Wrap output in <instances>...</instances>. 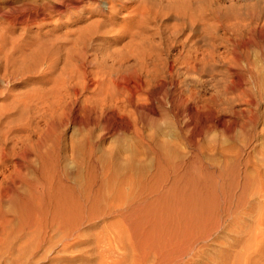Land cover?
I'll return each mask as SVG.
<instances>
[{"label": "rangeland", "instance_id": "rangeland-1", "mask_svg": "<svg viewBox=\"0 0 264 264\" xmlns=\"http://www.w3.org/2000/svg\"><path fill=\"white\" fill-rule=\"evenodd\" d=\"M25 1L55 0H0V264L173 259L170 238L137 242L133 230L152 219L137 223L127 207L153 199L145 186L176 175L187 185V174L211 183V198L230 194L233 207L177 261L264 264V0H183L187 14H207L194 30L160 15L169 0H129L115 17L93 10L89 21L107 25L91 38H75L87 16L9 27L1 15ZM43 172L51 190L75 196L93 180L104 193L97 213L83 211L73 231L52 220ZM28 197L38 220L23 226L14 199Z\"/></svg>", "mask_w": 264, "mask_h": 264}, {"label": "bare ground", "instance_id": "bare-ground-1", "mask_svg": "<svg viewBox=\"0 0 264 264\" xmlns=\"http://www.w3.org/2000/svg\"><path fill=\"white\" fill-rule=\"evenodd\" d=\"M139 1H142V0H139ZM149 1H151V0H148V3H149ZM159 1L162 3H163V1L168 2V0H159ZM169 1H170V3L165 4L166 10L163 12L161 10L162 13L161 12H160L161 14L159 13L161 16H166L168 18L174 17V19L181 21V23L184 24L185 26H187V27L190 26L189 27L190 30H194V26L196 25V23H204V20L206 19L207 14L204 11H202L201 9L199 12H197V14L195 16L194 12H193L194 14L190 13L191 11L189 12V14H187V9L184 7L185 2H183V0L179 1V2H178V0H169ZM129 2H130L129 0H55L52 3L41 2L38 4L34 1L33 2L25 1L24 3H21L20 6L19 5L17 7L12 6V8L9 7L10 9L8 11L7 10L5 11L8 14H6L4 12L5 13L4 16L1 15V17H5V21H6L5 23H7V25L9 27H13L16 24L23 25L24 27H26V26L29 27L28 26L29 23L34 22L33 24H35L36 21L43 22L44 25L45 24L47 25L48 22L51 21V19H50V17H52L51 15L54 13H56V15H59V17L64 16V17H67L69 19L74 17V19H76V20L84 19V17L87 16V18H85L86 21H84V25H82L80 27V29L77 30V32H79V36L77 35L78 37H75V38H86V36L91 38L96 33L97 34L103 33V31H101V28L107 22L106 17H102V19L99 18V19L94 20V21H92V20L89 21L90 17L93 16V10L105 9V7L107 6L106 11L108 10V12L113 17H115L116 13H114L112 11L114 10V11H117L118 13H121L122 11L126 10V7H127V5H129ZM153 3L155 4L154 1H153ZM154 4L152 7H155ZM158 4L159 3H156L155 5L157 6ZM181 4H184V5H181ZM150 5H152V3ZM185 6H187V5H185ZM91 7H93V8H91ZM149 7H151V6H149ZM86 8H87V10H89V12H86L83 14V11ZM135 9H137V8H135ZM139 9L140 8L138 7V11H139ZM147 9H149V8H147ZM152 11H153V9H152ZM158 11H155V14H157ZM135 12H136V10H135ZM140 12H142V10ZM14 13L18 14V15L14 16ZM130 14H132V13H130ZM152 14H154V13H152ZM30 25L32 26V24H30ZM203 25L205 26V24H202V27H204ZM35 27H36V25H35ZM177 29H178V27H177ZM24 30H25V28H24ZM174 31H176V30H174ZM190 32H192V31H190ZM40 53H41V51H40ZM23 55H25V54H23ZM33 55L35 56L36 54H33ZM37 56H39V55L37 54ZM23 64H25V63H23ZM193 65H191V66H193ZM23 66H25V65H23ZM17 69H19V68H17ZM23 110H24V108H23ZM40 154H42V153H40ZM44 160L45 159H43V161ZM42 175H43V178H40L41 177L40 174L38 175V176H40L39 178L42 179L41 180L42 181V184H41L42 192H43V194H45L47 196V199L49 202H52V201L55 202V208L53 211H51L52 220H58L59 224L61 226L63 225L65 227H68L70 229V231H73L77 228L76 227L77 222H78L77 220H80L78 217H80V218L82 217L83 211L86 214L87 219H88V217H91L95 213H97L96 212L98 210L97 206H99L101 201L103 200V198H104L103 194L104 193L102 194L99 189L97 191H96V189H94L93 185L95 183L92 184V181H93V180L91 181L92 178L90 179L91 183L89 182L88 184H86V187L83 191H79L80 195L78 194V196H75L76 189L70 188V187H64V186L59 187L58 183H55L56 185L58 184L57 185L58 187L56 186L57 189L55 190L56 187L54 186L55 187L54 190L53 189L51 190L50 189L51 183L49 186V182H48V180H50V182H51V179L47 178V176L44 172ZM177 176L178 175H176V177ZM183 176L185 177V175H183ZM183 176H181L178 179L175 177L176 180L174 179L175 181L173 180L174 182L171 183L170 185L165 184L164 185L165 187H161L163 184L162 182H155L154 186H152L151 188H148V189H146V186H145V188H144L145 190H143V192L144 193L149 192V194H150L149 196L153 199L152 200H141L140 204H138V205L133 204L134 205L133 207H132V205H129L127 207V209L130 208L132 210V212H134L133 217H134V219H136L137 223H141L142 221L152 219V222L146 231L140 232L138 230H133V233L137 239V242L138 241L139 242H141V241L148 242L149 240L153 239L154 244H152V245L154 246V245H158L159 243H162V241L160 242L161 238H163V237L170 238V244H168V246H169V248L174 250L172 252L173 253L172 257L173 256H175V257L173 259L171 257H169V258L163 257L162 262H160L159 264H181V262L183 261L182 257H185V256L187 257V255H189V254L192 255L193 252L196 251V248L198 247L199 244H201V243L205 244L207 242L208 238L210 236H212L211 234L214 233L215 231H217L219 228H221V226H223L222 224L226 221L225 216L228 215V212L230 211V209H232L231 207H233L232 206L233 201L231 200V195L228 193V191L230 192V188L228 191H226L227 194H229V195H224V198H220L221 200L217 196L214 198H211L207 195V192H208L207 185L212 186L211 183H207V185L202 184L200 182L202 180L200 177L197 178V176L194 177V176H191L190 174L188 177V174H187L186 178H189L187 180V185L183 184V186H182V184H181L182 182L180 183V181L183 179ZM109 180H107V181H109ZM184 181H183V183H186V181L185 182ZM205 181H207V180H205ZM102 183H100V184H102ZM103 186H104V183H103ZM109 186H110V184H109ZM186 186H187V188H184ZM107 188L109 189V187H107ZM162 188H164L165 190L164 189L161 190ZM93 189L95 190V192ZM78 190L79 189H77V192H78ZM52 191L54 192L53 194H51ZM102 191L104 192V190H102ZM33 192H34V190H33ZM36 197H37V195H36ZM14 200H17V205H18V203L20 205V207H18V209H19L18 218H19V222H21L23 224V226L29 225V224L31 225V224L37 222L36 220H38V219H36L34 221V219H35L34 215H36L35 211H38L37 210L38 208L36 206L37 200L35 197H28L25 199L20 198V199H14ZM139 200H140V198H139ZM79 201H82V203ZM138 203H139V201H138ZM43 214H42V216H43ZM121 215L124 216V214H120V216ZM223 215H225V216H223ZM43 217L46 218L45 216H43ZM43 217H41V219H43ZM123 218H124V220L127 218L126 221H129V223L132 220V216H130V215L124 216ZM168 246L167 245L165 246V244H164L163 247H168ZM159 248L162 249L161 247H158V249ZM180 257L182 260V261L180 260L181 262L177 261L178 259H180Z\"/></svg>", "mask_w": 264, "mask_h": 264}]
</instances>
